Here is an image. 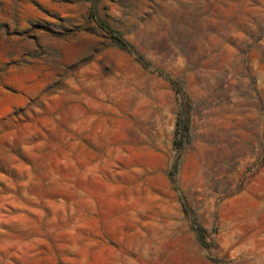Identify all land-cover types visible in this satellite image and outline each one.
I'll use <instances>...</instances> for the list:
<instances>
[{
    "label": "rangeland",
    "instance_id": "1",
    "mask_svg": "<svg viewBox=\"0 0 264 264\" xmlns=\"http://www.w3.org/2000/svg\"><path fill=\"white\" fill-rule=\"evenodd\" d=\"M0 264H264V0H0Z\"/></svg>",
    "mask_w": 264,
    "mask_h": 264
},
{
    "label": "trees",
    "instance_id": "2",
    "mask_svg": "<svg viewBox=\"0 0 264 264\" xmlns=\"http://www.w3.org/2000/svg\"><path fill=\"white\" fill-rule=\"evenodd\" d=\"M96 23H97V25H98L101 29H103L105 32H107L109 35L112 36V31H111L107 26H105L102 22L97 21V20H96ZM182 136H183V135L181 134V137H182Z\"/></svg>",
    "mask_w": 264,
    "mask_h": 264
}]
</instances>
